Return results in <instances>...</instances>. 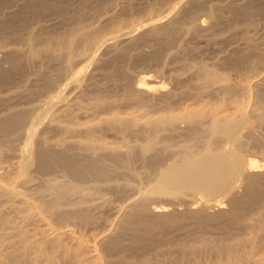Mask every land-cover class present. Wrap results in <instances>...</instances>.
Masks as SVG:
<instances>
[{"label": "rangeland", "instance_id": "rangeland-1", "mask_svg": "<svg viewBox=\"0 0 264 264\" xmlns=\"http://www.w3.org/2000/svg\"><path fill=\"white\" fill-rule=\"evenodd\" d=\"M40 1L0 0V124L16 112H28L20 128L7 136L0 134V182L12 184L23 194L17 197L0 190V254L7 251L18 260L33 258V247L37 244V247L42 244L49 253V228L72 227L82 238H96L105 232H109L111 238H120L123 252L109 259L114 261L120 256L131 264H227L226 254L218 255L217 251L229 245L238 255L253 250L255 257H250L253 260L264 257V188H259L260 196L248 194L259 190L248 187L249 174L259 173L264 180V124L253 122L250 130L244 129L240 146L233 139L213 141V154L229 145L245 161L258 165L251 173H244L249 174L242 176L225 196L213 197L208 189L195 186L185 195H151V179L145 171L150 154L143 160L132 157L129 161L132 170L113 172L106 180L108 184L95 183L89 178L79 183L61 167L39 172L35 158L39 145L57 149L69 147L83 158L102 159L110 149L125 155L129 147L138 148L149 140L143 120L177 112L186 106L210 108L215 105L220 106L223 113L231 114L236 109L232 101L240 98L235 89L239 83L249 85L251 82L248 112H259L257 98L264 99V0H185L167 19L144 28V22L167 14L179 0H60L61 11L51 0H45L50 4L46 8L34 6ZM251 5L260 8L249 12V17L244 16L242 11ZM29 8L33 10L29 12ZM81 24L87 32V29H98L95 30L98 31L97 43L106 40L101 45L83 49L81 42L75 39L73 47L80 53L68 66L65 51L58 52V43L52 35L65 34ZM136 27L139 29L124 35ZM114 35L116 38L110 41ZM46 38L53 40L52 51L27 61V40H35V46L40 47ZM246 54L250 60L238 66L233 64ZM10 60H20L21 69L11 72ZM80 69L84 71L82 80L68 83L72 73ZM55 95L61 97L38 125L34 142H31L32 165L27 175L20 177V149L27 130L38 114L45 113L44 108ZM113 115L124 123L134 119L136 125L115 129L107 121L115 117ZM177 128L161 131L155 137L156 149L166 148L156 168L170 162L168 159L181 149L187 135L186 125L180 124ZM88 139L106 149L89 150L83 144ZM211 157L203 151L204 162L208 163ZM89 180L93 182L91 187L95 184L97 189H91ZM72 182L79 184L80 189H71ZM65 186L70 187L69 190ZM64 189L71 191L62 194ZM248 195L249 205L238 209L242 215L235 217L238 211L235 201L245 197L247 201ZM51 204L57 209H49L47 206ZM130 204L134 205L132 209ZM133 209L154 218L158 226L149 228L151 231L142 226L137 232L129 230L131 233H127L120 220L125 211ZM60 213L72 216L70 220H61L57 218ZM75 213L86 214L89 221L72 219ZM167 215H177V218L168 221ZM211 215L218 216L215 223L210 217L207 220ZM20 230L27 232H24L25 239L19 235ZM23 240L35 244L29 252L23 250ZM64 240L72 245L70 238L68 242L67 237ZM57 256L53 261L43 257L38 264H73L76 258L63 257L61 253ZM239 257L235 263L242 264L245 260ZM252 259L249 260L252 262ZM246 261V264L250 262Z\"/></svg>", "mask_w": 264, "mask_h": 264}, {"label": "bare ground", "instance_id": "bare-ground-1", "mask_svg": "<svg viewBox=\"0 0 264 264\" xmlns=\"http://www.w3.org/2000/svg\"><path fill=\"white\" fill-rule=\"evenodd\" d=\"M58 1H60V0H53V1L51 0V2H54L51 4H54L53 6H55L57 8V10L61 11L60 10L61 6H60V4L58 5ZM183 1H185V0H179L173 6V9L171 11H169L167 14L160 16V17L158 16V18H154V19L151 18V20H148L149 22H146V23L144 22V25L142 27L144 28L145 26H148V25H156V24L160 23L166 17H168L169 14L174 9H176V6L178 4H180V3L182 4ZM46 2H45V0H41L40 2H36L35 4L34 3L33 4L37 8L43 9V8H46L47 4L50 5L49 3H46ZM33 4L32 5L30 4V5L33 6ZM254 8L256 9L257 7H254L253 5H251V7L244 8L245 10L243 9L244 11H242L243 15L249 17V14H250L249 12H251ZM258 8H260V7H258ZM258 8H257V10H258ZM255 9H254V11H255ZM28 10L30 12L31 8H29ZM35 11H37V10H35ZM26 13H28V12H26ZM31 13L33 14V12H31ZM16 15H18V14H16ZM20 15H22V14H20ZM208 16H210V15L208 14ZM211 16H213V14ZM31 17H32V15H31ZM21 18H23V17H21ZM24 19L26 21L25 15H24ZM83 27H84V25H82V24L77 25L76 27L69 29V31L66 32L65 34L63 33L61 35L60 34L59 35H55V34L52 35V39H54L56 41V43H58L57 48L59 50L63 49L65 51V55H66L65 62L68 61L66 63L67 65H68V63L70 65L69 61L72 60L78 53H80L78 51H75V49L73 47V42L75 39H76V42H77V40L81 42V44H82L81 47H83V49L90 47L91 45L92 46L93 45L96 46L97 44L101 45L106 40L105 39L104 41L97 43V41L99 40V39H97L98 31H95V30H98V29H95L94 31H89V29H87L88 30V32H87L84 30ZM138 29H139V27H136L131 31H128V32L126 31L124 33V35L131 33V32H134ZM165 32L168 33V30L166 29ZM119 35H121V34H119ZM120 37H122V36H120ZM113 38H116V36L114 35V37L109 38V40L113 39ZM52 39L46 38V40H44L43 44L40 47L35 46V44L33 43V41H35V40H33V41L27 40V45H28V54H27L28 57L26 56L27 61L28 60L29 61L35 60L39 55H41V53L45 52V54H46L48 51L49 52L52 51V50H50L52 47L51 43H53ZM110 41H112V40H110ZM107 42H109V41H107ZM53 51H54V49H53ZM58 52L61 53V50ZM247 54L241 56L240 59L238 58L233 64L238 66L244 62L246 63L247 60L251 59L249 57V55H247ZM56 55H58V56L60 55V57H61L62 54H56ZM93 56H94L93 54H92V56H90L91 60H92V58H94ZM62 57L64 58V53H63ZM11 61H12L11 72H15V71H18L21 69L22 63L20 60H10V62ZM69 70H71V69H69ZM82 71L83 70L80 69V70H77L74 73H72V76L69 79L68 83H70L72 81L73 82L74 81L80 82L82 80L81 76H83ZM4 76H7V75L5 74ZM210 77H212V76H210ZM208 79H210V78H208ZM211 79L213 80V77ZM207 80L205 81L206 83H207ZM53 81L54 80H52L51 82L53 83ZM211 82H213V81H211ZM250 84H251V82H250ZM250 84L248 85V83L247 84L239 83L237 86H235L237 93L240 94V98H237V100L234 99V101H232V103L234 104V107L236 109L231 114L230 113L229 114L223 113L221 110L222 108L220 106H215V105H213L214 107L211 106L210 108H190V107L186 106L177 112H171L168 114H159L155 119L143 120L142 123L147 128V131H148L149 136H150L149 140L147 142H145L143 145H140L138 148L135 146L129 147L127 152L125 153V155H120V154L116 153L115 151H112L114 149H110L111 151L110 150L107 151L108 153H106V156L102 159H96V158H93L90 156L83 158V157H80L81 155L77 154V152H75L73 149H71L69 147L68 148L67 147H65V148L61 147L62 149L61 148L57 149L55 147L56 148L55 149V148H47L45 145H43V146L39 145L37 148L36 156L34 154V156L37 160V161L36 160L35 161L37 162L36 164L38 166V171L39 172H48V171L51 172V170L53 171L56 167L57 168L61 167L62 169H64V171L68 174V176L72 180L74 179L75 181L79 182V181H84L87 178H89L90 180L95 181V183H97V182L101 183L103 181H105L103 183H106V180H108V178L111 177L110 175L113 172H117V171L120 172L121 170H125V171L130 170L131 171L132 169H130L131 167H129L131 162H129V161H132L131 160L132 157L137 156L139 158H142L140 160H143L145 155L150 154L148 161H147V164L145 165V168H146L145 171H146L149 179H151L152 186L149 189V193L151 195L165 196V197L185 195V194H189L191 192L190 188L192 186H195L196 188L202 187V189H205V188L208 189L209 195H212L213 197L220 196V195L225 196L226 193L229 192V190L233 186L236 185V183L240 180V178H242V176L249 174V173H247V174H244V173H246V172H248V171H250V170H252L258 166L256 162L245 161L244 157H242L239 153L236 152V150L234 148L230 147L229 145H226L221 152H217L215 154H213L214 152H212L213 141H216V140L228 141L229 139H233L237 143V145L240 146L242 144V140H243L242 131H244V129L250 130L252 128L253 122H256L257 125H263L264 124V99L257 98L256 103H258V106H259L258 108L260 110V111L258 110L259 112H255V110H253L254 112H252V113L248 112L249 106L247 103L250 101L247 99L252 94V91L250 90L251 89ZM257 85H258V83H257ZM142 87H144V86H142ZM60 88H61V86H60ZM60 97L61 96L59 95V96L52 98L47 103V106L45 105L46 106V108H44L45 113L43 112V113L38 114L36 119H34L31 122V124H30L31 126H29L30 128H28L29 130H27V133H26L25 143H23L22 148L20 149V156L19 157L22 160L20 159L21 163L19 164V168L17 167L19 169V170L18 169L17 170L19 171L20 177L26 176L28 170L30 169V165H32V161H33L32 147H33V145L31 142H34L33 138H35L34 137V136H36L35 133H36V131H38L37 130L39 127L38 125L41 123V121H43L45 116L48 115L49 111L52 110V107L54 106V104L56 103V101ZM27 113L28 112H26V111H19V112H16L15 114H12V116L9 118L7 117L6 120H4V121L2 120V123L0 124V134L7 136V135L12 134V132L14 130L20 128V126L25 122V120L27 118ZM113 116H115V115H113ZM109 119H110V121L107 119L106 120L109 122V125L111 123V127L115 128V129L116 128H118V129L122 128L123 129L124 125L125 126H127V125L135 126L136 122H137V121H133L134 120L133 119V120H130V121H127L124 123L123 119H121L120 117H116V116L113 117L112 119L111 118H109ZM180 124L186 125V130H187L185 133V135L187 134L186 139L184 140L183 145L180 146L181 149L178 151V153L176 155H174L172 157V159H170V158L168 159V160H170V162L168 161L167 164L165 163V164L161 165L159 168H156V166H158L160 161H162L161 159H163L162 156L164 157L163 153L165 152L166 148H163L161 150L156 149V145L154 143L155 137L161 131L169 130V129H172V130L178 129L177 125H180ZM253 124H255V123H253ZM255 129H256V127H255ZM81 144L80 145L78 144V145L81 146ZM83 144L89 150H92L95 147H98L101 149H106L102 145H98V146L95 145L89 139L85 140L83 142ZM2 151H3V149H2ZM86 151H88V150H86ZM203 151L205 152L206 155L207 154L212 155V157H211L212 159L208 163L203 161ZM209 167H211V169L209 172H207V169ZM250 173H251V171H250ZM252 173L253 174L248 175V176L251 175L249 177L248 182H250L249 183L250 185L248 187L252 186L255 190H256V187L258 189L264 188V180H263V178H261L259 176V173H254V172H252ZM23 178H25V177H22V179ZM18 179H20V178H18ZM18 179H17V181H18ZM90 180H89V184L91 187V184H93V182L91 181V183H90ZM72 183L74 184V182H72ZM100 183H98V184H100ZM73 184H71L72 185L71 189H76L78 187L80 189L81 186L79 184H77V185L76 184L73 185ZM98 184H96V185H98ZM106 184H108V182ZM65 187H66V190L67 189L69 190V188H70V187L67 188V186H65ZM90 187H89V189H90ZM95 188L96 187L94 184L93 188L91 187V189H95ZM16 189L17 188H15V189L13 188L12 184L0 182V190L4 191L5 193L13 194V195L18 197L21 195L22 192L19 191L18 189L17 190ZM71 189H70V191H71ZM248 189L250 190V188H248ZM259 190H257V191L251 190L248 194L251 197L252 196H255V197L260 196L262 191L261 190L259 191ZM70 191L65 192V189H64L62 194H67ZM249 195L247 196L249 198L248 199L249 201L245 200L246 197L244 198V200H241L239 198V200L237 199L235 201L234 204H235L236 210L242 209L241 207H243L244 205H247V206L249 205V202H250ZM244 196H242V197H244ZM254 199H256V198H254ZM53 204H55V203H53ZM53 204H51L47 207L49 209H53L54 208ZM56 204H55V206L58 205V204L57 205ZM130 205H131L130 208L134 206L133 204H130ZM43 207H45V206H43ZM36 208H38V207L35 206V209ZM39 209H40V207H39ZM56 209L54 208V210H56ZM239 210L238 211L234 210L236 212V214L233 213V214H235V217L238 216L239 214H241L239 212ZM38 212H40V211H38ZM41 212H42V210H41ZM156 212H158V211H156ZM39 214L41 217L42 213H39ZM75 214H76L75 215L76 217L73 216L72 219L78 218L80 221H85L88 218L86 216V214H82V213H79V214L75 213ZM71 216L72 215H70V214H67V213L63 214L62 213L61 216L59 215L57 218L62 220V219H69ZM175 216H177V215H167L166 218L169 221L171 219L172 220L176 219L177 217H175ZM216 217L218 218V216H216V215H213V216L211 215V216L207 217V220L211 219L210 221H214V219ZM121 218H122V220H120L121 225H122L123 229H125L126 231L128 230L127 233H131V232H129V230L133 231V233H134V231L137 232V230H139L142 226L147 227L148 229L158 226V224L154 218L147 216V215H143V214L141 215V213L137 212V210H135V209H133L132 211H128V212L125 211L124 216ZM87 221H89V220H87ZM215 221H214V223H215ZM84 223H86V222H84ZM59 228L58 227L57 228L56 227L55 228L54 227L49 228L50 232L48 231V233H47V234H49V237L46 235L48 242L50 241V243H51V251L49 253H48V251L45 252L46 250L44 249L43 246H41L42 244H40L38 247H37V245H38L37 244L36 248L34 246L33 249H35V250L31 249L35 253V254L33 253L34 254L33 258H27V259L25 258L24 259V257H22L24 260L23 259L18 260V259H16L17 257H14L9 252L7 253V251H3L4 253L0 254V256H1L0 264H21V263L38 264L39 263L38 260L40 261V259H42L43 257L53 261V259L58 255V253L63 254L64 255L63 257H67L69 255L70 256L71 255L76 256V258H73L74 259L73 264H131L129 261H126L124 259L122 260V258L120 256H119V259L114 260V261L109 259V257L114 255V254L119 255L122 251L121 247L123 246L121 239L120 238H111V236H109L110 235L109 232H107V233L105 232L103 234L100 233V235L97 236L96 238H94V237L87 238L84 236V238H85L84 239V238L80 237L79 234L76 235L75 230L72 227H69L65 230H63L62 228L61 229H59ZM119 229H121V228H119ZM151 230L149 229V231H151ZM24 232H26V231H24ZM24 232L22 230L19 231V235L22 238H24V236H25ZM46 232H47V230H46ZM119 232H122V231H119ZM26 234H27V232H26ZM65 237H67V242L71 240L74 242V244H73V242H72V245L67 244L64 240ZM68 238H70V240H68ZM86 238L89 240H87ZM139 238H141V237H139ZM240 240H241V238H240ZM23 241H24L23 242L24 244H23L22 248L24 251L29 252V249L32 247V245H35V244H32L33 243L32 240H31L32 242H30L29 240H23ZM1 242H3V240ZM34 243H35V241H34ZM215 245L217 246V244H215ZM214 246H213V248H214ZM0 249H1V247H0ZM122 249H123V247H122ZM252 249H254V247ZM132 250H131V252L132 253L134 252L133 254H135L136 252L132 251ZM252 251L253 250L246 252L245 255H242L243 256L242 257L240 254L238 255L236 249L234 250L232 248V246L230 247V245H229V247L228 248L225 247L224 250L223 249L218 250L217 254L223 255V253H225L227 260H228L227 264H237L238 262L235 263V261L236 260L238 261V259H236L238 256L244 258L245 261H246V259L248 261H250V262L246 261V262H248L247 264H264V257H262V258L257 257L254 260L252 258H250L253 255ZM83 252H84V254H83ZM20 253H21V251H20ZM225 254H224V256H225ZM252 257H255V256H252ZM249 259H252L253 261L251 262V260H249ZM241 260L243 261V259H241ZM242 261H239V262L242 263ZM244 262L242 264H246ZM224 264H226V263H224Z\"/></svg>", "mask_w": 264, "mask_h": 264}]
</instances>
